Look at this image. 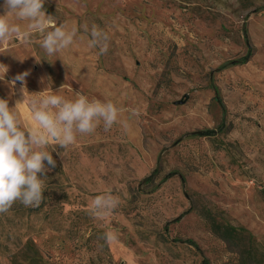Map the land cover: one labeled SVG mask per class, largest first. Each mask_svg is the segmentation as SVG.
I'll list each match as a JSON object with an SVG mask.
<instances>
[{
    "label": "rangeland",
    "instance_id": "374dc122",
    "mask_svg": "<svg viewBox=\"0 0 264 264\" xmlns=\"http://www.w3.org/2000/svg\"><path fill=\"white\" fill-rule=\"evenodd\" d=\"M44 8L77 29L74 42L52 56L39 34L0 44V98L22 102L21 82H7L28 71L29 93H79L120 112L108 131L101 121L67 148L48 146L44 201L0 214V264H264V0ZM93 24L109 36L104 54L88 47ZM32 98L19 109L25 129ZM106 192L118 206L96 217Z\"/></svg>",
    "mask_w": 264,
    "mask_h": 264
},
{
    "label": "clouds",
    "instance_id": "9594fccd",
    "mask_svg": "<svg viewBox=\"0 0 264 264\" xmlns=\"http://www.w3.org/2000/svg\"><path fill=\"white\" fill-rule=\"evenodd\" d=\"M45 2L3 0L0 5L4 9V14L0 15V44L19 39L28 45L33 35L39 34L42 37L40 46L48 56L69 48L77 29H69L66 24L57 25L54 16L47 14ZM10 17L27 23L13 22ZM85 31H88L87 26ZM90 37L89 48H99L101 54L107 52L109 36L105 31L93 24ZM7 71L8 67L0 63V80H4ZM29 74L25 71L7 82L11 88H15L17 81L21 82L22 102L17 101L16 106L10 108L8 100L0 98V214L7 213L16 202L25 207H39L44 201L47 173L56 167L52 152L47 150L50 144L67 148L76 142L78 133H93L101 121L108 131L118 121L120 112L111 101L90 100L79 93L74 100L47 91L29 93L25 80ZM27 94L33 96L29 103L32 123L25 129L21 126L19 109ZM118 203L117 197L106 192L93 199L90 212L102 217ZM104 239L111 244L117 237L113 232H106Z\"/></svg>",
    "mask_w": 264,
    "mask_h": 264
},
{
    "label": "trees",
    "instance_id": "16d2710c",
    "mask_svg": "<svg viewBox=\"0 0 264 264\" xmlns=\"http://www.w3.org/2000/svg\"><path fill=\"white\" fill-rule=\"evenodd\" d=\"M247 60H248V58L245 57V58H242V59L238 60L237 62H238V63H244V62H247ZM149 179H150V178H149ZM149 179H147V180H149Z\"/></svg>",
    "mask_w": 264,
    "mask_h": 264
},
{
    "label": "water",
    "instance_id": "95a60500",
    "mask_svg": "<svg viewBox=\"0 0 264 264\" xmlns=\"http://www.w3.org/2000/svg\"><path fill=\"white\" fill-rule=\"evenodd\" d=\"M178 102H181V101H178Z\"/></svg>",
    "mask_w": 264,
    "mask_h": 264
}]
</instances>
